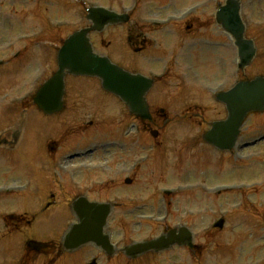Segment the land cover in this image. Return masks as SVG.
<instances>
[{"label":"rangeland","instance_id":"374dc122","mask_svg":"<svg viewBox=\"0 0 264 264\" xmlns=\"http://www.w3.org/2000/svg\"><path fill=\"white\" fill-rule=\"evenodd\" d=\"M87 1L102 3V0ZM110 1L115 2L117 0ZM123 1L125 4L132 3V0ZM145 1L147 0L142 1L143 6ZM157 1L168 2L170 7L161 9L163 14H153V18L157 24H166L173 17H177L178 23L172 25L171 28L173 32L179 33L181 41L185 37L183 31H186V28L180 23V18L184 12L183 10L190 6L184 8V3L174 5L176 0ZM220 1L223 2L224 0ZM38 2H32L31 0L28 3L25 0H0L1 60L10 59L11 54L23 51L26 48L25 46L29 47L31 51L37 49L34 47L35 45L40 46L42 43L53 47L59 46L60 38H64L79 27V25H74L76 22L74 15L79 20L78 23H83L76 9H74V14L67 8L64 10V15L68 18V24L70 25L68 30L63 31L61 34L49 32L45 36L48 31V23H43L44 20L40 21V26L44 24V27L41 32H38L36 20L32 22V18H29L24 21L22 18L23 15L29 12H33L35 15L42 12L37 8ZM190 2L191 0H188L186 4ZM218 2L219 0H206L203 6L200 5L202 10L198 16L206 21L205 25L202 26V31L206 32L207 36L204 46H200L201 48L190 47L191 49H185L182 45L179 46L180 49L190 50L192 54V57L186 60L189 64L188 67L185 66L184 68L181 65V62L185 61L184 56H187L188 51H185L181 58H177L176 53V59L180 62V66L174 68L181 73L188 72L185 79L186 88L184 89L183 85L175 87L173 83L177 81L173 77L169 82V89L165 93L152 96L154 98L166 95L168 99H171L165 101V103H169L170 110H167L168 113L182 111L189 106H201L204 109L206 123L222 120L226 116L224 107L219 105L214 97L217 93L232 88L241 79V75L236 73L237 60L232 40L222 32L215 19L212 20ZM48 17L49 15L45 17V20ZM241 17L246 24L248 39H252L257 47V58L248 70L247 76L264 75V0H243ZM55 20L54 17L51 22ZM156 34L158 39L160 35L157 32ZM219 44L220 47H216ZM40 49L44 50L43 47ZM215 49L217 50L215 51ZM20 60L22 62L16 70L7 69V67L0 68V99H2L3 94L16 98L27 94L34 88L28 74L35 71V66H29L28 64L31 61H26L23 54H21ZM215 60L219 63L213 66ZM25 61L27 65L24 64ZM129 67L136 68L134 66ZM23 68L27 69L23 70ZM40 68L35 74L43 75L44 79L55 70L53 66ZM105 101L104 105L109 116L108 118L99 117L98 112L95 114L97 118L101 121L109 120V118H113L110 117V114L113 115L117 111L115 119L118 117L122 119L126 114L123 111V104L119 100H116V102L111 99ZM9 103L7 102V104ZM24 105L28 107L29 103L25 102ZM0 112H4L1 100ZM31 113L32 119L37 120L36 112L31 110ZM70 114V112H67L62 118H53V123L50 125L47 124L52 120H46L45 118H41L39 122H32L31 125L36 126L43 123L47 126H64L69 123L72 124L75 119L70 118ZM16 118L17 116L11 113L7 123L4 124L12 126L10 131L15 130L13 126H15ZM124 119H126V124H129L131 118L127 120L126 116ZM254 119L249 118L244 124L239 143L250 141L253 136L264 133V118H257L262 120L257 126H255ZM109 123L111 124L110 120ZM206 123L201 122L198 118L190 120L180 118L172 122L161 134L159 140L154 143V156H156L154 159L150 154V145L148 144L153 143L152 139L141 138L142 141L146 139L143 142L147 144H142L143 147L139 149L138 159L143 156L139 163L140 165H147L144 169L139 170L136 175V184L130 186L124 184L119 190L109 189L110 195L115 193L121 195L104 197V199L111 201L113 206H120L117 210L115 209L116 216L113 219V216L111 217L106 227V231L110 232L113 244L123 247L127 243L157 237L161 234L162 229L167 226L175 228L180 224H184L193 233L194 244L199 246V256L197 257L182 249L174 250L167 256L164 263L156 264H200L201 261V264H264V258H262L264 257V249L258 250L256 248L258 244H255L253 240L242 242L255 229L263 227L262 233H264V142L247 149L242 143V146L238 145L231 153L219 156L212 151L211 147L202 144V134L208 130ZM31 131L35 139L36 130ZM119 132H121V129H119ZM132 136L135 135L130 133L128 137L124 138V141L127 142L132 139ZM26 137L29 141L31 140L30 133H27ZM198 145L202 147L196 149L195 147ZM162 157L168 158V160H164V162H167L166 164H164ZM216 158L219 160H217V164ZM236 158L245 161H239ZM126 159H128V156ZM221 162L225 164L222 165ZM140 165H137V167ZM247 166L250 167L249 170H245ZM127 176L132 175L126 171L123 177L126 178ZM32 177V163L25 153L24 145L16 150L11 146L10 152L0 151V184L3 181V183L23 181ZM152 187L159 189L174 188L171 190L178 195L171 199H165L157 195L147 199L146 190ZM45 191L46 188L43 186L41 193ZM156 193L158 194V189ZM34 194L36 197L39 192H34ZM51 194H54L52 199H55V206L50 213L56 215L53 218L46 219V224H36L35 226L33 223L35 224L39 217H42L41 215L45 213L41 208L44 202L37 205L33 202L31 204V201H29L24 205L21 197L13 199L20 194L0 195V223L3 220L6 222L10 215L20 214L21 216L11 218L13 222L20 224L18 226L8 224L6 229L5 226L0 224V230L6 232V238L3 242L0 239V264H5L4 261L7 264V262L15 259V264H39L40 257L37 255L46 256L44 263L49 264L50 260L48 258L56 256L49 249L46 250V254L37 252L34 257L31 254L29 255L30 251H24L21 261H17V258L22 255L23 249L26 247L24 242H28L32 237L42 239L45 230L54 228L50 227L51 224L58 223L60 225L66 220L65 224L67 225L61 229L64 233L68 224L73 222L70 210L71 195L60 193L57 190L51 192ZM60 195L65 196L62 198V202H60ZM39 197L44 200L49 199L47 194L39 195ZM37 208L38 216L34 219L31 217L32 221L35 222L31 221L30 225H26L25 221ZM58 215H63L62 219L57 218ZM143 216H150V222L145 223ZM220 218L225 220V226L221 231L213 227L214 223L219 221ZM162 220L165 221V226L160 224ZM256 226L258 227L256 228ZM10 229L14 232L13 235H10ZM16 231L20 232L16 233ZM56 231L60 230L56 228ZM236 247L237 250L234 249ZM77 255L75 259L78 260L75 264H86L91 257L99 258L98 264L106 263L105 261L101 262V252L90 249V247L83 248ZM163 257H166V255ZM60 262L62 263V261Z\"/></svg>","mask_w":264,"mask_h":264},{"label":"flooded vegetation","instance_id":"af4514ba","mask_svg":"<svg viewBox=\"0 0 264 264\" xmlns=\"http://www.w3.org/2000/svg\"><path fill=\"white\" fill-rule=\"evenodd\" d=\"M141 1L142 0H134L133 3L135 10L128 16V22L126 24L108 28L105 31L109 32L107 33L106 37L100 39L98 43L104 45V43L107 42V45L105 46L106 50L111 48L116 39H120L123 46L130 47L133 50L134 54L132 59L136 60V64L142 63L145 65H154L156 63L164 62L166 65H168L173 59H176V53L177 58H179L185 53V51H188L186 53L188 56L191 55V52L190 50L185 49H191L190 47L201 48L200 46H204L207 36L206 32L202 31V26L205 25L206 21H204L202 18L192 17L186 20L184 23H181L182 26L186 28V31H183L185 37L180 41V35L179 33H173V30L170 27L171 23L163 26L152 25L149 23V20L153 18V14L161 13V11H152L151 2L153 0H147L149 4L144 8L142 7L141 3L139 4ZM212 20H214V16L212 17ZM156 32L161 36V38H174V43H172V41L169 43H157L155 39V36L157 35ZM180 45L184 46L185 49H180ZM120 58H123V56L120 55ZM169 79V77H163L159 79L160 82L162 81L159 83L161 88H166L167 80ZM157 83H155L154 80V87L158 85ZM149 111L152 116V122L150 124H143V127L147 132L150 131L152 127H155L153 116H164V113L160 108H154L150 104ZM82 134H84V130L72 128L66 137L71 141H76L80 140ZM123 149L124 145L120 142L113 146L112 151L113 154H116L117 152H121ZM106 158L113 159V157H110L109 155ZM89 160L92 161V157L89 158ZM70 167V178L72 182L70 180L69 190L75 192L76 197L82 196L83 194L88 195L90 189L97 190V188L93 186L91 188H81V184L84 182V179L87 177H92V174L88 172L90 169L80 170L74 161L71 162ZM76 180H79L80 184H78ZM111 185L112 187L117 186L118 183L112 182Z\"/></svg>","mask_w":264,"mask_h":264},{"label":"water","instance_id":"95a60500","mask_svg":"<svg viewBox=\"0 0 264 264\" xmlns=\"http://www.w3.org/2000/svg\"><path fill=\"white\" fill-rule=\"evenodd\" d=\"M239 5L238 2L228 1L227 6L220 11V21L229 23V19L235 25L234 36L239 42H242L243 27L238 16ZM245 49V50H244ZM253 51L249 49L246 43H243V48L240 51L243 64H246L252 56ZM62 70V68H61ZM71 70V68H70ZM76 73H82L81 69H72ZM86 74L96 75L103 80L105 88L111 92L119 95L124 99L132 110H136V77L129 76L122 71L112 66L92 67L86 70ZM59 73L48 86L46 90L49 95H54L59 92ZM227 103L229 111V118L225 122L216 123L213 128L205 136L206 140L213 143L220 148L227 149L234 144L238 129L241 125L243 117L248 111L264 109V79H256L250 83L238 84L235 89L228 93L224 98ZM101 227L86 226L81 224L79 228L73 227L70 237L80 244L89 240L97 243H102ZM173 235V234H172ZM168 236L169 243L174 242V235ZM179 238H183L180 236ZM186 240L190 241V236L186 234ZM166 242L154 241L153 246H160L161 243ZM157 249V248H156Z\"/></svg>","mask_w":264,"mask_h":264},{"label":"bare ground","instance_id":"6f19581e","mask_svg":"<svg viewBox=\"0 0 264 264\" xmlns=\"http://www.w3.org/2000/svg\"><path fill=\"white\" fill-rule=\"evenodd\" d=\"M251 171H254V170H251Z\"/></svg>","mask_w":264,"mask_h":264}]
</instances>
